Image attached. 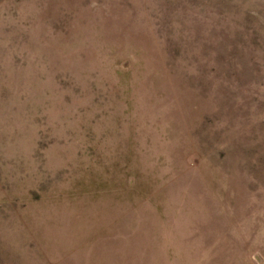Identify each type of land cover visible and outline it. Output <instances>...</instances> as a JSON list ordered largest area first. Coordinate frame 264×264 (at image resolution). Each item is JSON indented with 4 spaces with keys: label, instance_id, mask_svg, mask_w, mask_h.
I'll return each mask as SVG.
<instances>
[{
    "label": "rangeland",
    "instance_id": "1",
    "mask_svg": "<svg viewBox=\"0 0 264 264\" xmlns=\"http://www.w3.org/2000/svg\"><path fill=\"white\" fill-rule=\"evenodd\" d=\"M0 264H264V0H0Z\"/></svg>",
    "mask_w": 264,
    "mask_h": 264
}]
</instances>
